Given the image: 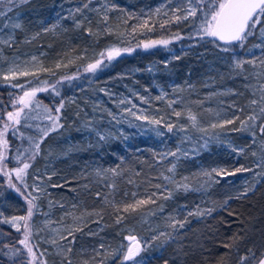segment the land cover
<instances>
[{
  "label": "rangeland",
  "instance_id": "rangeland-1",
  "mask_svg": "<svg viewBox=\"0 0 264 264\" xmlns=\"http://www.w3.org/2000/svg\"><path fill=\"white\" fill-rule=\"evenodd\" d=\"M73 1L74 4L68 7V11L73 15L77 26L83 24L97 32L106 29L114 32L119 39L125 40V43L132 41L138 34L139 24L127 22L128 15H125L120 5L132 6L142 0ZM160 1L157 11L159 10L160 15L169 13L172 1ZM141 6L144 13L142 16L147 18L149 9L145 8L148 7ZM192 6L188 0L185 13ZM112 14L115 17H111ZM22 15L21 11H17L0 21V79H4L5 75H8L9 79H17L23 76L19 74L20 72L31 74L41 68L42 53L23 46L30 41L29 38L24 42H18V47H14L16 31L19 28L13 25L15 23L21 25ZM105 16L107 20L104 19ZM57 23V18H47L42 21L41 28L53 30L59 25ZM259 27L258 25L257 29ZM164 41L169 43L172 39L144 42L143 49L166 45ZM137 48L134 46L114 48L119 50V55H114L113 58L128 54ZM171 57L170 54H163L160 60L147 62L146 73L153 75L157 71L162 72ZM102 59L99 60L100 63ZM237 60L244 61L239 68L236 67ZM93 63L96 62L89 64ZM100 63L94 71L85 69L74 75L80 79L81 87L67 99L64 115L66 122L54 133L39 165L32 167L25 177L27 191L38 197L36 199L38 214L31 226L32 239L42 246L46 261L48 259L46 264H69V261L71 264H83L93 258L92 255L101 253L103 241L100 239L95 245H91L90 252L81 251L79 258H74L72 252L67 251L71 248L70 242L74 234L84 233L86 236L97 234L101 231L102 224L95 212L85 211L88 209L80 208V204L78 207L77 203L71 205L67 211L59 213L54 210L51 199L47 197L48 179L52 171L51 158L63 157L71 152L84 151L91 147L98 150L104 144L113 141L128 143L133 138H141L151 142L157 162L160 164V175L153 190L156 195L149 196L154 203L144 204L145 208L139 212L138 218L131 225L122 221L118 228V235L121 233L120 243L114 246L108 244L112 248L104 249L105 254L110 258L122 254L123 260V254L132 243L127 237L132 236L141 243L143 250L164 253L172 260L181 261L187 229L189 227L195 229L196 223L204 222L212 209L207 204H196L193 208H188L177 203L173 206V202L179 193L187 192L199 194L200 201H204L210 189L221 178L226 177V173L220 165L211 164L206 167L200 164L192 170L178 174L180 166L184 167L185 162L203 153L224 149L235 160H240L239 169L243 170L237 171L238 175L234 178L244 187L253 189L264 183V132L261 131L264 127V113L260 111L261 107H264V101L261 100V96L264 95L261 90L264 87V37L257 30L250 45L231 55L227 60L220 58L219 63L224 66L227 80L225 76L224 80L217 79L215 73H220L219 68H216L199 85L185 80L168 89L162 83L152 82L154 89L151 90L136 77L135 73L141 72L138 69L122 63L111 67L110 72H103L99 68ZM10 69L15 70V78H12ZM41 92L43 91H38L36 97ZM253 100L257 103L252 104ZM14 104L16 108L20 107L15 99L11 111H14ZM176 112H179L180 116H177ZM189 115L196 117V127H193ZM250 116L255 119L249 120ZM230 119L233 123H224ZM153 120L160 123L149 122ZM242 121L246 122L243 128ZM5 122H8L7 115L0 118V130L3 129ZM213 124L223 126L213 128L211 127ZM169 125L172 126L171 131L168 130ZM173 166L174 170L169 171ZM217 172L220 174L217 175ZM120 178L121 171L98 169L91 181L101 185V191L104 192L102 200L112 202ZM185 184L188 185L187 190L182 187ZM37 188L41 190L37 191ZM139 189L136 186L134 193L139 192ZM1 209L6 221L14 216H23L21 207L14 212L2 207ZM189 212L194 214L189 215ZM197 212L199 215L195 214ZM176 221L183 223V227L177 223L173 228L171 225ZM20 223L23 229V222ZM160 233L165 235L161 236ZM157 236L159 239L154 240L153 237ZM21 238L23 239V232ZM197 239L195 231L192 241ZM52 241L56 243L53 244ZM136 259L140 260L139 256ZM128 263L132 264L131 261Z\"/></svg>",
  "mask_w": 264,
  "mask_h": 264
},
{
  "label": "trees",
  "instance_id": "trees-1",
  "mask_svg": "<svg viewBox=\"0 0 264 264\" xmlns=\"http://www.w3.org/2000/svg\"><path fill=\"white\" fill-rule=\"evenodd\" d=\"M171 1L170 11L164 15L157 11L161 4L160 0H142L132 6L121 4L120 8L128 15L127 22L139 24L138 34L127 43L106 29L97 32L83 24L77 26L73 15L68 11V7L74 4L73 0H27V3L18 4L10 12L6 11L5 5H0V11L6 13L0 16V21L8 14L17 11L23 13L21 27L16 31L14 47H18V42H24L29 38L30 41L23 46L42 53L41 68L38 71L17 79H0V118H4L11 111L13 101L24 91L49 85L47 91L39 93L35 99L41 105L52 109L53 115H59V123L63 127L66 122L64 115L67 99L81 87L80 79L74 75L87 69L89 63H97L102 58L99 66L101 71L110 72L111 67L125 63L141 71L135 73L136 77L151 90L154 89L152 82L162 83L168 89L185 80L199 85L216 68H219L220 73L215 71L217 79L224 80V66L219 63L220 58L227 60L231 55L246 48L252 43L254 35L247 38L243 48L232 45L233 51H221L220 47H217L221 42L212 41L208 37L201 39L198 34L202 13L198 11L196 17H189L188 20H176V16L183 17L186 14L188 0ZM141 5L149 9L147 18L142 16L144 13ZM111 17L115 16L112 14ZM47 18H57L59 25L53 30L42 29V21ZM168 38L172 41L166 45L143 49L144 42ZM130 46L138 48L112 59L106 56L107 51L111 49ZM163 54H170L172 57L162 72L157 71L153 75L146 73L147 62L158 61ZM225 79L227 80L226 76ZM60 102H63L64 106L59 113H55L54 110L59 107ZM25 114L29 118L27 121L22 119L21 126H14L18 129L15 134L12 128L6 134L9 145L6 153L8 159L4 163L9 170L22 166L17 163L16 157L20 155L28 160V156L34 150L28 137L31 136L37 141L42 139L39 154L35 159L28 160L31 166L27 169L25 176L27 177L32 167L39 165L44 158L47 145L61 127L44 137L39 129L50 127V121L46 119L43 109L33 104L31 110H25ZM24 123L32 127H23ZM150 143L141 138H133L128 143L113 141L104 144L98 150L91 147L84 151L71 152L63 157L51 158L52 171L48 179L47 197L51 199L54 210L59 213L67 211L71 205L77 203L78 207L80 204V208L88 209L85 211L95 212L102 224V229L97 234L86 236L84 233H76L72 236L70 246L74 258H79L81 251L90 252L99 239L103 241L101 253L94 256L91 254L93 258L83 264H122V254L110 258L104 249L111 250L110 245L120 243L121 233L118 235V228L122 221L131 225L145 207L140 205L134 211L129 209L127 212L124 208L127 205H134L138 200H147L153 194L155 181L160 175V164ZM24 149H29V152L25 153ZM239 163L240 160H235L222 149L203 153L185 162V168L179 167L178 174L192 170L200 164L206 167L211 164L220 165L224 168L226 177L221 178L210 189L204 201H200L199 194L187 192L179 193L173 202V206L177 203L188 208H193L196 204H207L212 209L204 222L196 223L195 229L190 227L187 229L181 261L172 260L164 253L143 250L139 255L141 264H256L259 261L264 254V183L253 189L244 187L234 178L238 175ZM98 169L121 171L112 202L103 201L104 192L101 191V185L91 181ZM13 181L23 189V185L15 180L14 175ZM136 186L140 189L134 193ZM27 193L28 191L25 195ZM34 204L30 226L38 214V201L35 200ZM1 207L13 212L21 207L23 215L27 214L28 208L24 196L8 187L7 177L3 175H0V264H21V261L26 264L29 259L27 251L19 243L23 229L17 232L5 222ZM195 231L198 239L192 241ZM29 243L37 253L38 259L35 264L47 262L42 246L35 243L31 234ZM16 250H19V255H14ZM86 257L89 258L88 255Z\"/></svg>",
  "mask_w": 264,
  "mask_h": 264
},
{
  "label": "snow or ice",
  "instance_id": "snow-or-ice-1",
  "mask_svg": "<svg viewBox=\"0 0 264 264\" xmlns=\"http://www.w3.org/2000/svg\"><path fill=\"white\" fill-rule=\"evenodd\" d=\"M27 3V0H0V5L6 6V11L10 12L12 11V8L17 6L18 4ZM190 3L193 4L192 7H189L186 10V14L183 17L176 16V20L184 19L188 20L189 17H196L197 12L199 11L202 13V20L198 27V34L200 35V38L203 39L204 37L210 38L212 41H219L220 44L217 45V47H220L221 51L229 52L233 51L234 49L231 47L232 45H237L240 48L244 47V43L247 40V38L251 35H254V33L258 30L260 32V35L264 37V0H190ZM87 7V5H85ZM159 11V10H158ZM6 13L5 11H0V16H4ZM105 20H107V17H104ZM260 26L257 29V26ZM7 25H5L6 27ZM15 28H20L21 25L19 23H15L13 25ZM46 31L48 29H45ZM163 43H167V41H164ZM149 45H145V47H148ZM103 55V54H102ZM108 59H112L114 55H119L118 49H111L108 51ZM251 63V61H247ZM100 61L97 63L89 64L87 66L86 71H94ZM244 61H236V67H241ZM59 67V65H57ZM10 73H12V78H15L16 72L13 69L9 70ZM20 75H29L28 72H20ZM4 79H9L8 75L4 76ZM46 83V82H45ZM55 86H53L54 88ZM262 92H264V87H262ZM38 91H47L46 87L41 88H33L30 91H24L22 96H19L16 98V103L20 105L19 108L15 107L14 104V111H10L7 113V121L4 123V127L2 130H0V175H3L7 177V184L8 187L11 189H14L17 193H19L21 196H24L25 200L28 203L27 208V214L23 216H14L10 220H7L5 222L11 224L17 232L21 231V223L23 222V239L19 241L21 245H23L24 249L27 251L28 255V261L26 264H35V261L38 259L37 253L33 251V246L29 243L30 234H31V226L29 224V221L31 217L33 216V209L35 207L34 201L38 199V197L33 196L31 192H28L27 195L25 193L27 192L28 185L25 181V176L27 174V169L31 166L28 160H33L35 157L39 154L40 150V143L42 142V139L37 141L33 137L29 136L28 140L29 143L32 145V148L34 149L31 154L28 156V160H25L22 158V156L18 155L16 157L17 163L21 164L22 166L15 167L13 169H8L7 165L4 163L5 160L8 159L6 153L8 150L9 141L6 139V134L10 128L13 129L14 134L15 131L18 129L14 126H21L22 119L27 121L29 118L25 114V109L31 110L33 104H35L37 107H40L43 109V112L45 114V117L48 121H50V127L48 128H40L39 131L43 134L44 137H46L49 132L56 131L59 127H62V125L59 123L60 117L59 115H53V110L48 108L47 106L41 105L39 101L35 99L36 93ZM261 100L264 101V95L261 96ZM257 101L253 100L252 104H256ZM63 102H60L59 107L55 108V113H59L61 109L63 108ZM260 111L264 113V107H261ZM177 116H180L179 112L175 113ZM137 119H140V117H137ZM189 119L192 121L193 127H196L197 121L196 117L193 115H189ZM249 120H254L255 117L250 116L248 118ZM150 123L159 124L160 121L153 120L149 121ZM224 123L231 124L233 123V120H226ZM246 122H241V127L243 128L244 124ZM23 127L30 128L32 125L28 123H24L22 125ZM222 127L221 125L213 124L211 127ZM168 130H172V126H168ZM203 131V129H201ZM261 131L264 132V127L261 128ZM21 138H23V133H21ZM103 139V137H101ZM24 152H29V149H24ZM172 155H176V153H172ZM174 167L169 169V171H173ZM243 169H237V171H242ZM115 172V169L112 170ZM216 171V170H213ZM220 173L217 172V175ZM13 175L15 176V180L19 181L21 185H23V189L21 187H18L17 183L13 181ZM205 175H210L208 173H205ZM165 179H170L168 177H165ZM159 187V185H157ZM182 187L187 190L188 185H182ZM37 191H40L41 189L37 188ZM152 195H156L153 193ZM30 197V198H29ZM168 198V197H165ZM147 203H154L150 198L147 200H138L134 205H127L124 208V211L127 212L129 209H132L133 211L139 207L140 205H144ZM162 210V206H161ZM194 213L189 212V215H193ZM196 215H199V212L195 213ZM119 222V219L118 221ZM179 223L180 227H183V223L176 221L171 226L175 228L176 224ZM71 235V233H69ZM161 236L165 235L164 233H160ZM66 238V237H65ZM132 243L127 247L126 252L123 254V262H129L131 261L132 264H141L140 260H137L136 258L140 255V252L143 250V247L141 243L136 240L135 237L129 236L127 237ZM153 239H159V237H153ZM53 244L56 243V241H52ZM7 247V245H5ZM225 247H231L230 245H225ZM67 251L71 252V248L67 249ZM14 255H19V250H16L14 252ZM243 259V258H242ZM21 264H25V262L21 261ZM41 264H46V262H41ZM69 264H71V261H69ZM260 264H264V260L260 261Z\"/></svg>",
  "mask_w": 264,
  "mask_h": 264
},
{
  "label": "water",
  "instance_id": "water-1",
  "mask_svg": "<svg viewBox=\"0 0 264 264\" xmlns=\"http://www.w3.org/2000/svg\"><path fill=\"white\" fill-rule=\"evenodd\" d=\"M261 260H264V254H263V256L259 259V261L256 264H260Z\"/></svg>",
  "mask_w": 264,
  "mask_h": 264
}]
</instances>
